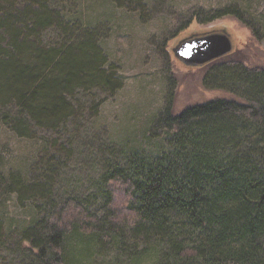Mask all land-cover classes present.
Returning <instances> with one entry per match:
<instances>
[{
	"label": "trees",
	"instance_id": "16d2710c",
	"mask_svg": "<svg viewBox=\"0 0 264 264\" xmlns=\"http://www.w3.org/2000/svg\"><path fill=\"white\" fill-rule=\"evenodd\" d=\"M53 2L0 0V105L28 115L14 123L21 133L28 119L54 126L80 115L71 100L77 88L120 86L103 67L96 30L66 26ZM236 9H216L204 21L232 14L258 38ZM51 26L62 31L58 47L42 43ZM234 53L202 66H222L221 78L246 94L215 95L178 111L169 94L148 130L159 151L115 153L93 201L49 195V176L45 183L14 178L23 194L44 197L15 242L27 264H97L95 253L110 248L133 263L264 264V65L229 58Z\"/></svg>",
	"mask_w": 264,
	"mask_h": 264
},
{
	"label": "rangeland",
	"instance_id": "374dc122",
	"mask_svg": "<svg viewBox=\"0 0 264 264\" xmlns=\"http://www.w3.org/2000/svg\"><path fill=\"white\" fill-rule=\"evenodd\" d=\"M53 1L66 26L96 30V40L106 56L103 67L120 86L111 91L77 88L71 100L74 106L80 104V115L73 114L54 126L28 119L22 133L14 123L28 115L16 113L17 106L0 105V234L4 240L0 242V264H27L29 259L21 256L23 251L15 242L20 230L38 216L44 199L43 195L34 198L13 187L16 176L27 183H45L49 176V195L58 200L74 195L93 201L94 184L107 161L119 157L115 153L159 151L161 141L150 139L148 130L169 94H174V111L215 95L246 94L240 83L221 78L222 66L206 71L203 66L183 64L172 52L179 39L227 27L235 49L229 58L264 65V0ZM227 6L236 7L254 25L258 38L232 14L204 21L206 14ZM62 41V31L55 26L42 33L46 46L58 47ZM49 165L51 170H47ZM95 261L153 264L147 257L133 263L113 248L95 253Z\"/></svg>",
	"mask_w": 264,
	"mask_h": 264
},
{
	"label": "water",
	"instance_id": "95a60500",
	"mask_svg": "<svg viewBox=\"0 0 264 264\" xmlns=\"http://www.w3.org/2000/svg\"><path fill=\"white\" fill-rule=\"evenodd\" d=\"M232 34L227 27L194 32L179 39L172 47L174 56L186 66H202L233 49Z\"/></svg>",
	"mask_w": 264,
	"mask_h": 264
}]
</instances>
